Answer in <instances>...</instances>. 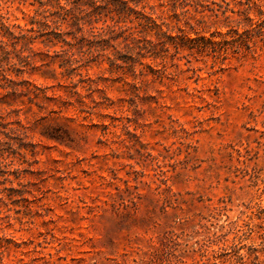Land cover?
I'll list each match as a JSON object with an SVG mask.
<instances>
[{
  "label": "rangeland",
  "instance_id": "rangeland-1",
  "mask_svg": "<svg viewBox=\"0 0 264 264\" xmlns=\"http://www.w3.org/2000/svg\"><path fill=\"white\" fill-rule=\"evenodd\" d=\"M16 6L8 21L24 26ZM60 48L33 45L40 54ZM254 49L223 62L176 59L136 89L92 65L78 84V115L0 87L2 121L25 131L0 149V264H213V233L232 239L231 222L264 187V48ZM58 61L10 74L63 95ZM55 129L64 140L46 135Z\"/></svg>",
  "mask_w": 264,
  "mask_h": 264
},
{
  "label": "trees",
  "instance_id": "trees-1",
  "mask_svg": "<svg viewBox=\"0 0 264 264\" xmlns=\"http://www.w3.org/2000/svg\"><path fill=\"white\" fill-rule=\"evenodd\" d=\"M233 1L240 7L220 10L218 4L215 9L210 6L217 4L213 0H0V87L12 99L25 96L39 108L49 102L70 105L78 115L84 112V95L78 84L84 82V75L90 78L87 69L92 65L136 89L147 76L166 75L167 63L176 59L185 58L188 63L189 57L202 55L223 62L244 51L253 52L254 47L264 48V0ZM13 5L27 20L24 26L8 21V8ZM19 5L32 8L24 11ZM204 9L210 13L204 15ZM205 31H211L208 37L200 34ZM35 43L59 44L61 48L40 54L34 52ZM56 58L58 75L68 79L66 84L58 83L63 95H49L46 87L15 79L36 67L49 68ZM48 71L55 79L56 69ZM5 103L12 105L11 101ZM16 123V127H8L0 116V149L12 145L15 138L23 141L24 126ZM46 135L56 140L65 136L57 129ZM1 163L0 172L5 173ZM256 192L257 200L245 205L248 212L241 211L244 217L231 222L232 239L225 238V233H213L221 243L213 250V264H264V187ZM220 202L223 200L212 206L214 211L224 208Z\"/></svg>",
  "mask_w": 264,
  "mask_h": 264
}]
</instances>
